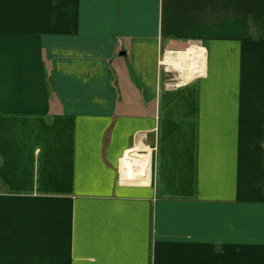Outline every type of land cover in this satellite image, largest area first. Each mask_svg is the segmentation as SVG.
<instances>
[{
  "label": "crops",
  "instance_id": "crops-1",
  "mask_svg": "<svg viewBox=\"0 0 264 264\" xmlns=\"http://www.w3.org/2000/svg\"><path fill=\"white\" fill-rule=\"evenodd\" d=\"M0 264H264V0H0Z\"/></svg>",
  "mask_w": 264,
  "mask_h": 264
},
{
  "label": "bare ground",
  "instance_id": "bare-ground-1",
  "mask_svg": "<svg viewBox=\"0 0 264 264\" xmlns=\"http://www.w3.org/2000/svg\"><path fill=\"white\" fill-rule=\"evenodd\" d=\"M187 52V51H186ZM186 52H180V54H177V57L173 55H171L170 59V63H172V65L177 66L179 69H185V61H184V56H186ZM171 54L172 51H171ZM187 56H190L189 54ZM194 54L190 57V62L194 63ZM189 74V73H188ZM193 76V75H192ZM185 78V77H184ZM150 153V152H149ZM149 155L150 154H140L138 153V148L132 149L131 151L127 152L126 156L123 158L122 160V170L123 173H125L126 175L130 176L134 175V176H146L148 177V170H145V168L147 167V164L149 163Z\"/></svg>",
  "mask_w": 264,
  "mask_h": 264
},
{
  "label": "rangeland",
  "instance_id": "rangeland-1",
  "mask_svg": "<svg viewBox=\"0 0 264 264\" xmlns=\"http://www.w3.org/2000/svg\"><path fill=\"white\" fill-rule=\"evenodd\" d=\"M122 51H124V50H122ZM141 61H143V64H144V58L143 57H141L140 64H141ZM170 73L172 74L173 78H176L177 74H179L177 69H172L170 71ZM145 152L146 151H141V150L139 151V149H138V153H145Z\"/></svg>",
  "mask_w": 264,
  "mask_h": 264
},
{
  "label": "built area",
  "instance_id": "built-area-1",
  "mask_svg": "<svg viewBox=\"0 0 264 264\" xmlns=\"http://www.w3.org/2000/svg\"><path fill=\"white\" fill-rule=\"evenodd\" d=\"M174 56H176L177 57V55H174ZM170 68H173L174 69V67H173V65L171 64V66H170ZM171 70V69H170ZM179 72V71H178ZM180 73V72H179ZM178 75V74H177ZM180 77H181V74H180ZM173 79H176V78H173ZM172 79V80H173ZM182 80H183V78H182ZM175 84L177 85L178 84V82H175Z\"/></svg>",
  "mask_w": 264,
  "mask_h": 264
},
{
  "label": "water",
  "instance_id": "water-1",
  "mask_svg": "<svg viewBox=\"0 0 264 264\" xmlns=\"http://www.w3.org/2000/svg\"><path fill=\"white\" fill-rule=\"evenodd\" d=\"M123 54H126V52H123Z\"/></svg>",
  "mask_w": 264,
  "mask_h": 264
}]
</instances>
